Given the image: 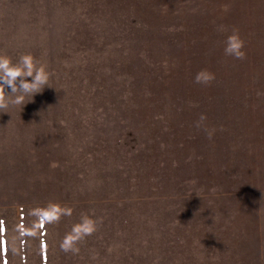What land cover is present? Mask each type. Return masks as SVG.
Segmentation results:
<instances>
[{"label": "rangeland", "instance_id": "obj_1", "mask_svg": "<svg viewBox=\"0 0 264 264\" xmlns=\"http://www.w3.org/2000/svg\"><path fill=\"white\" fill-rule=\"evenodd\" d=\"M26 54L48 85L0 111V264H264V0H0Z\"/></svg>", "mask_w": 264, "mask_h": 264}, {"label": "clouds", "instance_id": "obj_2", "mask_svg": "<svg viewBox=\"0 0 264 264\" xmlns=\"http://www.w3.org/2000/svg\"><path fill=\"white\" fill-rule=\"evenodd\" d=\"M218 31H223V27L221 26ZM244 46L243 39L237 32H233L226 38L224 53L226 56L243 60L246 58ZM214 80V73L206 69L198 72L194 78L195 83L203 86H209ZM45 85H48V75L42 69L35 67L34 58L30 54L21 55L16 63H13L7 55H0V111L6 112L9 107L23 103L26 97H33L36 93L42 92ZM206 120L207 116L201 114L195 126L198 129L203 128L207 138L211 140L216 129L208 128L205 125ZM30 214L36 218L39 226L43 227L44 224L59 222L62 215H70V212L50 203L45 208L32 209ZM93 231V222L83 217L82 222L75 225L72 232L64 237L60 244L61 249L65 252L77 253L79 249L75 245L84 237L91 235Z\"/></svg>", "mask_w": 264, "mask_h": 264}]
</instances>
